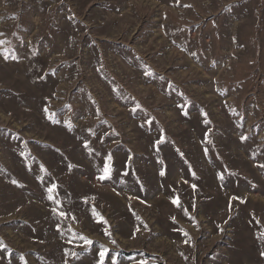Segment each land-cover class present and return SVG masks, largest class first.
Returning a JSON list of instances; mask_svg holds the SVG:
<instances>
[{"label": "rangeland", "instance_id": "1", "mask_svg": "<svg viewBox=\"0 0 264 264\" xmlns=\"http://www.w3.org/2000/svg\"><path fill=\"white\" fill-rule=\"evenodd\" d=\"M0 41V264H264V0H0Z\"/></svg>", "mask_w": 264, "mask_h": 264}, {"label": "snow or ice", "instance_id": "2", "mask_svg": "<svg viewBox=\"0 0 264 264\" xmlns=\"http://www.w3.org/2000/svg\"><path fill=\"white\" fill-rule=\"evenodd\" d=\"M0 43H2V41H0ZM242 139H246V138H245V137H242ZM262 167H264V165H262ZM108 171H109V169H108V167H107V165H106V167H105V169H104L105 175L108 174ZM104 178H105V176H101V177H100V179H104ZM55 187H56L55 185H52L51 187H49V188H48V192H49V193H52ZM49 199H53V197L50 195V196H49ZM173 203H177V201L173 200ZM53 211H56V210L54 209ZM60 215L63 216V215H66V214H65V213H60ZM81 239H85V238L81 237ZM85 242L88 243V244L91 243V241H87L86 239H85ZM73 255H76V254H73ZM104 255H105L104 252H101V253H100L101 264H103ZM113 264H115V261H113Z\"/></svg>", "mask_w": 264, "mask_h": 264}]
</instances>
